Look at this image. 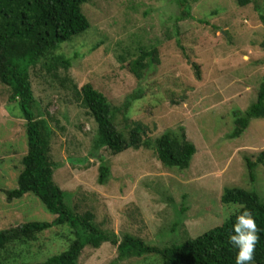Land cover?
Segmentation results:
<instances>
[{"label": "rangeland", "instance_id": "374dc122", "mask_svg": "<svg viewBox=\"0 0 264 264\" xmlns=\"http://www.w3.org/2000/svg\"><path fill=\"white\" fill-rule=\"evenodd\" d=\"M190 3L192 17L178 21L176 0H90L81 6L89 28L55 51L70 59L67 69L59 68V78L68 79L65 87L40 64L30 68L36 114L54 131L53 180L71 192L66 202L77 212L90 210L102 229L119 238L130 233L159 247L221 224L236 208L220 201L226 187L254 188L264 197V163L255 166L253 180L246 163V157L255 161L264 150V116L251 118L240 136L228 137L234 114L248 109L264 82V0ZM151 45L158 46L160 61L139 80L129 62L139 46ZM192 62L199 64L200 78ZM72 82L78 88L90 82L113 106L131 102L128 121L141 123L149 137L182 126L196 146L189 166L166 167L143 146L117 154L104 147L92 152L96 122L67 86ZM138 90L143 96L130 99ZM9 95L0 82V230L55 217L33 193L6 197L5 191L17 186L28 147L25 120ZM120 115L118 127L124 124ZM101 159L110 166L104 184L97 180ZM67 236L64 227L53 226L28 245L9 247V256L36 264L65 249ZM116 256V247L104 242L86 246L79 263L108 264ZM131 263L142 264V258L116 264Z\"/></svg>", "mask_w": 264, "mask_h": 264}, {"label": "trees", "instance_id": "16d2710c", "mask_svg": "<svg viewBox=\"0 0 264 264\" xmlns=\"http://www.w3.org/2000/svg\"><path fill=\"white\" fill-rule=\"evenodd\" d=\"M88 1L90 0H0V82L10 90L8 99L17 102L20 108V115L25 120L28 146L21 158L22 168L17 176V186L6 190V197L10 200L20 198L28 192L33 193L45 209L55 215L52 220H29L0 230V264H34L16 262L14 254L10 258L9 247L28 245L40 233L53 226L64 227L68 231V246L65 245V249L36 264H80V255L86 246L99 248L104 242L113 244L117 251V256L108 264L134 257L142 258V264H235L238 249L229 243V235L241 204L252 211L260 229L253 264H264V197L254 188H224L220 201L223 204H236V208L221 224L194 238L162 247L146 243L130 233H124L119 238L114 232L102 229L90 210L77 212L66 202L65 194L70 197L71 192L64 191L53 180L50 152L54 131L46 118L36 114L37 100L30 81V68L40 64V67L65 87L68 79L59 78V68L67 69L70 59L55 51L61 43L89 28L90 22L81 7ZM251 1L237 0V3L246 5ZM176 2L179 9L178 21L191 18L190 0ZM260 17L264 21V16ZM176 41L183 50L179 38ZM137 50L138 54L129 62V68L141 80L149 68L159 63V48L156 45L139 46ZM191 64L196 77L200 78L199 64ZM67 86L72 88L71 91L87 109V114L96 122L92 152L104 147L112 154H117L129 148L139 149L143 146L151 148L166 167L183 170L189 166L196 146L186 137L182 126L176 131L168 129L156 137H149L141 123L128 121L126 112L131 102L126 100L122 106H113L105 94L90 82L84 83L80 88L74 82ZM137 92L139 93H134L129 98L135 100L143 96V91ZM118 113H121L120 120L124 123L119 127V122H116ZM263 116L264 82L259 85L256 100L248 109L243 114H234V127L228 137L240 136L251 118ZM246 163L250 179L253 180L255 166L257 163H264V150L257 155L255 161L246 157ZM98 171L97 180L99 184H104L110 176L109 164L101 159ZM149 254L156 257L150 260L146 257Z\"/></svg>", "mask_w": 264, "mask_h": 264}, {"label": "clouds", "instance_id": "9594fccd", "mask_svg": "<svg viewBox=\"0 0 264 264\" xmlns=\"http://www.w3.org/2000/svg\"><path fill=\"white\" fill-rule=\"evenodd\" d=\"M258 228L252 211L246 205L238 206V214L229 235V243L238 249L235 264H253L255 249L259 242Z\"/></svg>", "mask_w": 264, "mask_h": 264}]
</instances>
